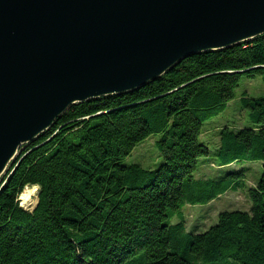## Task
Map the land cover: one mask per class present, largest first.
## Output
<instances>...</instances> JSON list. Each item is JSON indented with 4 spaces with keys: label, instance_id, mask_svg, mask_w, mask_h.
I'll return each mask as SVG.
<instances>
[{
    "label": "trees",
    "instance_id": "obj_1",
    "mask_svg": "<svg viewBox=\"0 0 264 264\" xmlns=\"http://www.w3.org/2000/svg\"><path fill=\"white\" fill-rule=\"evenodd\" d=\"M243 74L264 79V34L187 56L134 90L72 104L3 176L0 264H264V163L251 209L221 211L203 232L188 230L184 213L237 184L243 170L226 166L264 162V96H242L249 126H223L216 145L202 137ZM153 133L161 162L126 163ZM209 160L217 174L197 176ZM34 185L38 203L26 209L19 197Z\"/></svg>",
    "mask_w": 264,
    "mask_h": 264
},
{
    "label": "water",
    "instance_id": "obj_2",
    "mask_svg": "<svg viewBox=\"0 0 264 264\" xmlns=\"http://www.w3.org/2000/svg\"><path fill=\"white\" fill-rule=\"evenodd\" d=\"M262 34L264 0H0V183L72 104Z\"/></svg>",
    "mask_w": 264,
    "mask_h": 264
},
{
    "label": "rangeland",
    "instance_id": "obj_3",
    "mask_svg": "<svg viewBox=\"0 0 264 264\" xmlns=\"http://www.w3.org/2000/svg\"><path fill=\"white\" fill-rule=\"evenodd\" d=\"M247 94L248 97L258 98L264 96V79L262 75L256 74L250 76L243 74L240 79V85L236 89V97L231 100L224 111L214 116L204 123L203 139L209 141L212 145H216L219 141V130L226 125L234 128L249 126V110L243 106L242 96ZM161 137V133H153L145 140L140 142L125 162H139L145 167H155L161 162L157 140ZM203 161V158L201 159ZM262 160H239L233 162L225 168H234L243 170V174L239 175L237 184L222 193L217 198L203 204H188L184 208L187 229L195 232H203L211 225L218 222L221 211L224 210H249L252 207V200L249 195V188L255 185L256 181L261 177L263 172ZM219 168L209 160L202 164L196 174L197 176H214ZM221 169V168H220ZM39 186L33 192L27 203L20 204L26 209H34L38 202ZM174 222L179 221V215L174 217ZM240 263V262H237ZM241 264V263H240Z\"/></svg>",
    "mask_w": 264,
    "mask_h": 264
},
{
    "label": "bare ground",
    "instance_id": "obj_4",
    "mask_svg": "<svg viewBox=\"0 0 264 264\" xmlns=\"http://www.w3.org/2000/svg\"><path fill=\"white\" fill-rule=\"evenodd\" d=\"M37 189V185L34 186H27L26 189L20 194V198L22 203H27V201L30 200L31 196L33 195V192H35Z\"/></svg>",
    "mask_w": 264,
    "mask_h": 264
},
{
    "label": "clouds",
    "instance_id": "obj_5",
    "mask_svg": "<svg viewBox=\"0 0 264 264\" xmlns=\"http://www.w3.org/2000/svg\"><path fill=\"white\" fill-rule=\"evenodd\" d=\"M37 187H38V185H37Z\"/></svg>",
    "mask_w": 264,
    "mask_h": 264
}]
</instances>
